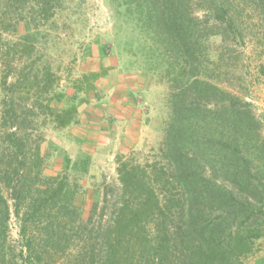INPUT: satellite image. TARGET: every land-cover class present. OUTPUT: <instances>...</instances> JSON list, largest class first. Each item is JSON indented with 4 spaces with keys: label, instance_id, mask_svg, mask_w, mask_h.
<instances>
[{
    "label": "trees",
    "instance_id": "obj_1",
    "mask_svg": "<svg viewBox=\"0 0 264 264\" xmlns=\"http://www.w3.org/2000/svg\"><path fill=\"white\" fill-rule=\"evenodd\" d=\"M109 2L146 33L137 47L145 46L147 69L168 87L159 159L120 160L116 211L106 226H88L77 212L78 185L66 175H43L40 147L24 136L32 129L34 89L48 92L54 75L11 72L4 79L10 96L0 102V264H264L256 256L264 234V120L223 84L231 66L222 51L213 60L209 44L214 34L223 48L228 39L242 40L243 14L264 13V0ZM62 3L0 0V33L18 35L5 43L11 54L29 60L40 28ZM39 107L54 113L49 103ZM67 113H55V121L69 123Z\"/></svg>",
    "mask_w": 264,
    "mask_h": 264
},
{
    "label": "rangeland",
    "instance_id": "obj_2",
    "mask_svg": "<svg viewBox=\"0 0 264 264\" xmlns=\"http://www.w3.org/2000/svg\"><path fill=\"white\" fill-rule=\"evenodd\" d=\"M196 10L198 16L206 18ZM117 15L109 0H63L58 14L49 22H42L37 37L40 43L29 60L19 52L11 54L10 46L5 44L17 38L16 32L0 33V102L10 96L4 79L7 76L9 82L11 72L23 69L30 75L35 72L42 75L45 70L54 75L48 92L41 94L36 88L40 92L41 89H34L32 129L25 131L24 136L28 146L40 147L43 175H66L69 182L78 185L77 212L88 226L98 228L109 223L117 208L120 160L143 164L157 161L169 116L167 84L147 69L150 59L143 55L145 46L144 52L138 48L146 33L136 23ZM240 26L242 40L228 39L227 48H223L220 35H211L210 56L215 60L221 51L225 53L221 59L231 68L227 67L228 81L223 84L237 90L264 120V13L245 12ZM23 31L21 25L18 34ZM131 74L145 80L143 91L135 98L144 120L140 138L126 149L116 142L109 143L98 132L103 126L104 110L108 114L107 109H117L115 105L109 106V100L133 102L128 90ZM36 100L40 104L49 103L53 115L47 109L43 113ZM65 109H68L66 118L71 119L60 125L55 121V113ZM17 110L20 112V108ZM119 113L127 115L123 110ZM86 155L89 160L84 163L88 167L83 172L81 163ZM16 230L17 222L12 216L9 220L12 238L16 237ZM257 244L256 256L264 258V234Z\"/></svg>",
    "mask_w": 264,
    "mask_h": 264
},
{
    "label": "crops",
    "instance_id": "obj_3",
    "mask_svg": "<svg viewBox=\"0 0 264 264\" xmlns=\"http://www.w3.org/2000/svg\"><path fill=\"white\" fill-rule=\"evenodd\" d=\"M113 71L114 69L112 68V72ZM129 77L131 78V82L128 84V90L130 93L129 95L133 98V102L129 104L128 101L125 102V99L122 102L121 100L118 102L109 100L107 102L110 104L109 106L111 107V104L115 105L117 109L112 108L115 111H109L110 109H107L108 114L106 110H104L102 114L104 115L102 116L103 126L100 127L98 132L102 137L106 138L108 142H116V144L118 143L126 149L127 146H133L140 138L144 120L143 112L141 113L135 98L143 91L145 80L138 74H131ZM123 103H127L126 106H123ZM120 110L126 111L127 115L117 114Z\"/></svg>",
    "mask_w": 264,
    "mask_h": 264
}]
</instances>
